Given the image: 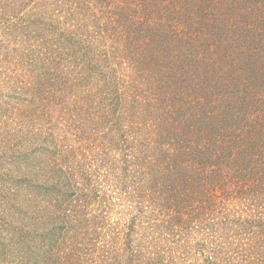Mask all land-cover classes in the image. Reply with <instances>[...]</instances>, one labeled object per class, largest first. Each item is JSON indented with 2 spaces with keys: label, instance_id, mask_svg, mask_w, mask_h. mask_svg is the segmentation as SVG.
<instances>
[{
  "label": "trees",
  "instance_id": "1",
  "mask_svg": "<svg viewBox=\"0 0 264 264\" xmlns=\"http://www.w3.org/2000/svg\"><path fill=\"white\" fill-rule=\"evenodd\" d=\"M0 264H264V0H0Z\"/></svg>",
  "mask_w": 264,
  "mask_h": 264
}]
</instances>
